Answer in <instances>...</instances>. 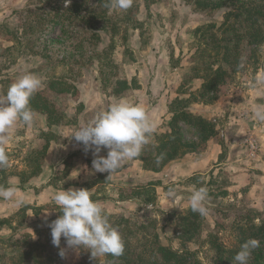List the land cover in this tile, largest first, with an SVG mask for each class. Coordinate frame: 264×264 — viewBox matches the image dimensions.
I'll return each mask as SVG.
<instances>
[{
    "label": "rangeland",
    "instance_id": "rangeland-1",
    "mask_svg": "<svg viewBox=\"0 0 264 264\" xmlns=\"http://www.w3.org/2000/svg\"><path fill=\"white\" fill-rule=\"evenodd\" d=\"M70 2L71 0H0V95L6 94L10 84L20 76L32 73L42 80V86L38 90L49 97L58 113H61V109L74 105L72 103L77 99V94L53 92L48 89L50 79H65L76 86V81L84 79L87 82L89 76L91 78L95 73L100 88L106 90L114 87L121 74L133 73V68L124 70L122 66L124 62L131 64L136 62L142 69L161 61L167 62L170 66L182 65L188 69L179 86L172 85V90L178 95L172 100L169 108H182L184 104L186 105L184 109L187 110L186 107L190 103H203L202 98L197 95L200 80H190L188 77L191 74L196 47L193 30L198 25L211 21L219 25L222 22L223 9H199L188 0H133L132 6L128 8L130 12H127L128 9L116 8L114 0L106 1L105 5H100L94 0H86L89 7L96 8L95 16L88 18L92 27H89V30L79 20L69 23L68 19H64L59 24L58 17L50 19L48 11L52 6L56 3L66 6ZM106 18L111 20L114 28L106 22ZM100 27L104 29H99ZM91 31L98 37L90 39ZM241 48L247 52L245 47ZM102 50L106 53H101ZM105 54L107 55L103 57ZM260 77H264V43L260 47L258 62L253 65L251 61L243 59L236 69H232L226 82L220 85L216 98L210 103H204L222 108L221 116L214 122L215 132L217 127L219 132L223 133L225 127L233 121V117L241 124L248 122L242 125L238 138L230 146L232 156L242 158L248 165L257 160L248 154L244 144L245 136L251 133L247 129L254 119L252 114L245 118L241 113H251L248 108L250 92L255 91L258 95L264 90V82H258ZM133 83L136 84L135 77L131 84ZM195 98L198 100L193 101ZM171 116L172 114L169 121ZM37 117L31 126L17 121L11 129V140L6 151L9 163L3 168L4 176L16 173L24 178L26 172L31 169L25 159L31 147L30 141L35 136L36 138L51 136L49 133L52 132L45 136L38 131L36 127H40L43 119ZM182 129L185 139H191L192 130L185 124H182ZM168 130L169 128L166 131ZM159 134L154 132L148 143H155L156 135ZM223 137L222 135L221 138ZM223 156L224 160L230 156L229 148L226 146ZM226 165L222 164L224 167ZM230 172L232 173V170L228 168H221L213 174L195 175L178 182L158 185L159 183L153 180L137 182L130 177L126 179L125 173L118 171L113 174L110 185L109 183L96 185L94 188L96 192L90 194V197L96 198L95 201L99 202L110 219H116L108 218L110 224L119 232L127 229L129 225L136 230L137 233L132 236L126 231L131 239L142 236V232L146 230L139 227L145 225L148 231L157 235L160 244L175 249L187 247L195 252L203 264H213L214 251L209 244V234L222 241L227 249H234L237 240L234 223L240 220L238 216L242 215V211L249 209L258 212L259 215L252 218L255 222L264 221V188L263 191L262 188H257L256 192H251L250 188L257 179L245 175L246 178H240L241 180L237 182L238 188L233 189L231 178L228 177ZM55 176L58 178L54 180V184L62 186L71 182L70 188L74 189L91 188L89 187L91 182L107 180L103 175L97 177L94 174L92 178L87 176L79 178V174L77 180L70 179L67 177V171L63 170ZM149 183H156L155 186L149 185L147 188L152 190L150 193L145 192L146 187L140 189V186ZM202 186L209 190V198L206 201L208 214L199 216V227L195 237L183 246L182 239L179 238L182 229L181 218L187 215L191 194ZM68 189L69 187L66 190ZM170 191L174 193L173 196L169 195ZM145 196H153L154 200L147 201ZM60 215L62 213L54 200L45 206L31 207L28 212L25 210L24 223L20 226L17 225V221L22 213L16 214L13 217L16 225L11 235L5 236V230L0 234L3 235L0 239L12 238L11 241H0L2 255L0 264H14L10 257L18 255V249H24L23 240L28 233L33 239L43 241L51 239V229L48 225ZM35 229L38 235L35 234ZM14 239L20 243H13ZM61 249L65 252L63 257L60 255ZM47 251L52 250L46 248L45 252ZM52 256L57 264H79L82 259H87L91 263L95 260L89 250L68 247L63 237L60 246L52 251ZM96 259H99L100 264H118L115 260H106L104 256ZM261 263L264 264V259ZM19 264L34 262L28 260ZM230 264H235L234 258Z\"/></svg>",
    "mask_w": 264,
    "mask_h": 264
},
{
    "label": "trees",
    "instance_id": "trees-1",
    "mask_svg": "<svg viewBox=\"0 0 264 264\" xmlns=\"http://www.w3.org/2000/svg\"><path fill=\"white\" fill-rule=\"evenodd\" d=\"M85 1L71 0L66 6L56 3L48 11L51 16L50 19L58 17L57 23L59 24L64 19H68L69 23L79 20L83 26H87V28L91 27L88 18L95 16L96 8L89 7V3ZM94 1L100 5H105L106 1L109 2V0ZM188 1H191L199 9L224 10L222 22L219 25L211 21L198 25L193 30L196 47L193 53L194 61L191 66V74L188 77L190 80H201L197 95L202 98L201 102L210 103L216 98V92L220 85L226 82L232 69H236L243 59L246 58L253 65L258 62L260 47L264 43V0ZM145 5L147 6V4ZM127 12H130V10L128 9ZM106 22L110 23L112 28H114L109 18H106ZM99 29H104V27H100ZM89 37L90 39H95L98 36L91 31ZM241 46L245 47L247 52L242 51ZM113 49L114 47H112ZM104 51L102 50L101 53H106ZM132 86L134 87L136 84L129 85L126 80L117 79L113 90L121 92ZM48 89L60 94L77 92L76 86L61 78L50 79ZM197 100L195 98L193 101ZM29 106L34 113L44 115L50 124H58L61 121L62 115L60 112L58 113L53 101L42 94L40 90H37L31 97ZM185 106L183 104L182 108H169V112L172 114L168 123L169 130L156 135L155 143H147L141 155L136 157V159L142 162L144 169L156 172L174 157L181 156L187 152H199L204 148L205 142L215 134V124L212 121L185 110ZM57 113L58 115L56 116ZM182 124H185L192 130L191 139H185ZM49 134L51 135L49 136L50 138L55 137L53 133ZM49 137L45 139L47 141L41 148L34 149L31 153L29 152L25 155L28 165L31 166V174H35L40 170V160L47 148ZM161 154H163V159L157 164L156 158ZM0 185L4 187L10 186L3 174V168H0ZM149 185L155 186L156 183L142 185L140 189L146 187L145 192L150 193L152 190L147 189ZM90 198L96 199L95 197ZM153 198V196H145V200L147 201H152L154 200ZM145 200L142 199V201ZM26 209V206L21 207L16 213H22L21 218L17 221L18 226L24 223L23 213H25ZM241 214L238 216L240 220L234 223L237 238L234 249H227L222 241L216 240L217 238L212 234L208 235L209 244L214 251L213 264H230V261L240 250V246L250 238L259 240L260 247L253 250L249 264H262L261 262L264 259V221L255 222L252 216H257L259 213L249 209L242 211ZM199 216V213L193 212L191 207H189L187 215L181 218L182 229L179 238L182 239L183 246L195 237L199 227ZM110 220L116 219L112 218ZM9 221V219H0V224H9ZM112 223L113 225L115 224L114 222ZM14 228L15 226H12V229ZM139 228L148 231L145 225H141ZM126 231H129L131 236L137 233L130 225L127 226V229L121 230L119 233L124 241V253L118 257L110 254L106 255L104 256L106 260H115L118 264H203L195 252L189 250L187 247L175 249L160 244L157 235L153 232L143 231L142 236L131 239ZM35 234L38 235L37 229H35ZM28 237L29 239H27ZM11 239H0V241L7 242L11 241ZM51 239L48 238L44 241L33 239L31 234L28 233L23 240L24 249H18V255L12 256L10 259L14 264L28 260H31L34 264H57L56 259L52 256V251L56 246L52 244ZM47 241L48 243H46ZM12 242L20 243L17 239H14ZM46 248H50L52 251H47L46 253ZM225 253L227 254L225 255ZM1 258L2 255H0ZM79 264L100 263L99 259H95L91 263L87 259H82Z\"/></svg>",
    "mask_w": 264,
    "mask_h": 264
},
{
    "label": "crops",
    "instance_id": "crops-1",
    "mask_svg": "<svg viewBox=\"0 0 264 264\" xmlns=\"http://www.w3.org/2000/svg\"><path fill=\"white\" fill-rule=\"evenodd\" d=\"M122 66L125 71L133 68V73L121 74L119 78L126 80L131 85V81L135 77L136 86L128 87L121 92H115L113 88L102 90L99 86V80L94 73L91 75V78L89 76L87 82L84 79L75 82L77 99L73 100L72 104L74 105L60 110L62 116L58 124H50L44 115L34 113V118L40 116L43 119L40 127H36L38 131L41 134H45V136L47 133L52 132L55 137H49L47 148L40 160V170L37 173L31 174L30 171L26 172L24 178L16 173L6 174V181L10 185L8 187H15L17 189L16 198L23 197L26 204L17 207L12 201H6L0 197V219L10 220L9 224H0V234L5 230V236L11 235L12 226L16 225L13 217L21 207L26 206L28 212L31 207L45 206L54 200V195L59 190H66L67 187H71V182L65 183L62 186H58L57 183L54 184V180L58 178L55 175L61 170L67 171V177L70 179L75 178V180H77L79 174V178H92L93 174L97 177L103 175L107 180L93 181L89 186L91 188H86L89 191L90 189L93 190L90 191V194L96 192L94 189L96 185L111 182L113 174L108 180V172L99 173L93 169L92 160L95 158L93 151L89 150L85 152L83 144L77 142L74 137H71L75 130L90 123L99 112L107 110L109 105L122 100L132 104H138L145 108L149 118L155 122V132L157 134L168 129V121L171 114L169 112V105L175 96L178 95L175 90H172V85L179 86L180 82L183 81V77L187 74L188 69L182 65L170 66L167 62L164 63L161 61H157L149 67H142V69L136 62L132 64L124 62ZM250 94L248 99L250 106L248 108L251 113H241V116L245 118H249V114H252L254 121L250 122L249 129L247 130L254 133L258 141L257 160L250 165L242 158L232 156L233 151H231L230 146L238 138V132H240L241 127L243 128L248 123L244 122V124H241L233 117V121L225 127L223 133H220L216 127L215 134L205 142L202 150L199 152H187L181 156L174 157L167 161L159 171L146 170L139 159L132 158L127 160L116 172L118 173L120 171V173H125L124 176L127 177L126 179L130 177L137 180V182L153 180L160 185L169 182H178L195 175L213 174L221 168H228V170H232V173L230 172L229 176H227L229 179L231 178L233 189H237L239 186L237 182L241 180L240 178H246L245 175H247L254 176L257 179L255 184L250 188L251 192H256L257 188H262L263 191L264 122L257 120L253 113L258 107L264 108V90L260 91L258 95L255 91H251ZM186 109L207 120H213L214 123L216 118L221 116L222 108L212 104H198L195 102L188 104ZM222 135L224 136L223 138H221ZM45 139L42 137L36 138L35 136L30 141L31 145L28 143L31 146L28 153H31L34 149L41 148L47 141ZM7 146L6 151L8 150ZM225 146L229 148L230 156L224 160L223 151H225ZM107 152L108 149L102 148L99 155L106 157ZM222 164L227 165L224 167ZM252 167L254 169H250ZM260 183H263V185L261 186Z\"/></svg>",
    "mask_w": 264,
    "mask_h": 264
},
{
    "label": "clouds",
    "instance_id": "clouds-1",
    "mask_svg": "<svg viewBox=\"0 0 264 264\" xmlns=\"http://www.w3.org/2000/svg\"><path fill=\"white\" fill-rule=\"evenodd\" d=\"M133 0H114V6L127 10ZM258 82H264L260 77ZM42 86V80L32 73H25L10 84L5 95H0V168L9 163L6 146L11 140L10 131L17 121L31 126L34 112L30 108V99ZM253 115L264 122V108H256ZM156 124L145 108L127 101H119L109 105L107 110L99 112L90 123L74 131L71 137L82 143L84 151H93L92 167L96 172H108L111 177L121 166L132 158L139 157L149 137L155 132ZM102 148L108 149L107 156L99 153ZM163 154L156 158L157 164ZM15 187L0 185V197L12 201L17 207L26 204L23 197L16 198ZM173 196L172 191L169 192ZM209 190L202 186L193 191L190 207L193 212L206 216V201ZM54 203L62 213L52 221V244L60 246L63 237L68 247L89 250L93 258L106 255L121 256L124 253V241L119 231L114 228L99 202L90 198L87 189L59 190L54 195ZM260 247V241L250 238L240 246L234 257L235 264H249L253 250ZM63 257L65 252L60 251Z\"/></svg>",
    "mask_w": 264,
    "mask_h": 264
},
{
    "label": "built area",
    "instance_id": "built-area-1",
    "mask_svg": "<svg viewBox=\"0 0 264 264\" xmlns=\"http://www.w3.org/2000/svg\"><path fill=\"white\" fill-rule=\"evenodd\" d=\"M244 144L247 148V152L248 154L252 157V158H256L257 156V152H258V141L257 138L254 134L249 133L245 136L244 138Z\"/></svg>",
    "mask_w": 264,
    "mask_h": 264
}]
</instances>
